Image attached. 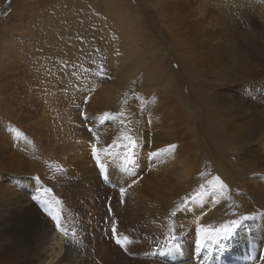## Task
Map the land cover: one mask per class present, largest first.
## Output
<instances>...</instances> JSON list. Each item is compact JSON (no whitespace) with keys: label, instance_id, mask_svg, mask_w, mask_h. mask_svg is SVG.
<instances>
[{"label":"rangeland","instance_id":"rangeland-1","mask_svg":"<svg viewBox=\"0 0 264 264\" xmlns=\"http://www.w3.org/2000/svg\"><path fill=\"white\" fill-rule=\"evenodd\" d=\"M258 12L263 14L264 0H0L1 125L20 122L30 135L28 127L43 116L55 126L46 132L48 141L62 138L64 127H73L74 133L92 128L100 139L91 141L99 148L129 130L140 140L142 150L178 146L159 159H143L151 164L137 171L134 168L141 161L136 157L129 165L133 172L126 178L120 171L123 161L107 158L109 179L97 169L90 145L91 163L84 166L75 164V157L70 163L68 157L64 162L53 158L44 150L52 143L34 135L36 127L20 145L17 133L7 130L17 144L13 142L16 163L41 165L46 196L62 194L61 215L67 220L68 235L79 242L78 251L87 250L84 260L95 264H106L107 258L115 264H225V260L227 264H264V241L252 236L261 231L259 225L256 230L246 228L256 243L253 254L259 255L250 260L247 254H229L222 241L204 240L207 247H201L196 231L197 218L210 228L239 216L257 224L264 219V173L254 160L246 161L252 145L263 149L256 140L264 133V64L247 82L245 77H233L228 64L229 45L248 37L241 27ZM254 33L264 50V30L254 29ZM100 65L110 78L94 75ZM146 80L154 81L147 84ZM234 81L246 87L252 110L227 96ZM85 97H89L87 104ZM105 112L125 115L101 122ZM25 113L33 116L28 122ZM69 113L84 123L78 126L71 119L69 126L63 121ZM90 117L94 124H101L104 136L91 126ZM174 160L189 167L181 183L178 173L168 167ZM117 165L119 169L112 168ZM57 167L64 171L57 172ZM216 176L227 188L212 190L209 182ZM64 181L75 185H64L62 190ZM201 185L206 189V204L197 212L183 213L178 206L190 193L200 191ZM121 187L126 189L123 204ZM109 204L111 216L121 225L117 224L118 232L133 241L125 248L109 235L112 224L105 222L111 220V216L106 219ZM121 210L126 214H120ZM170 227L177 236L173 242L179 255L167 249ZM241 248L245 253V245ZM216 259H222L221 263H213Z\"/></svg>","mask_w":264,"mask_h":264},{"label":"bare ground","instance_id":"bare-ground-1","mask_svg":"<svg viewBox=\"0 0 264 264\" xmlns=\"http://www.w3.org/2000/svg\"><path fill=\"white\" fill-rule=\"evenodd\" d=\"M246 14H250L249 10L248 11L246 10ZM254 29L264 30V12L263 14L260 13L254 14L253 17L247 19L243 27H241V30L244 31L248 35V37H245L241 41H237L235 39L229 45V50H228L229 56L231 58L228 64H230V67L233 69V77H238V78L245 77L246 78L245 82H247V79L252 77L254 75V72L258 71L259 68L262 67L264 64V50L262 48V43L256 39L257 33H254ZM256 61L259 62L256 63ZM153 81L154 80H146L147 84ZM242 84L243 83H236L235 81L231 83L229 88L227 89V94H228L227 96L230 97L235 103H237L242 107H246L249 105V107L252 110L254 105L252 102L249 103L250 100L247 99L245 93L246 91L244 90L245 86H243ZM51 106L53 108L55 105H51ZM23 116L27 122L28 120H31L33 118V116L28 113L23 114ZM63 118H64L63 121L65 122L66 120L69 126L71 124L68 120L71 119L75 120V123L78 126L81 125V123L83 122L79 118L77 119L73 118L71 113L64 115ZM90 118H91V123H90L91 126L97 130V133L100 136H104L105 132L103 131L101 124H94L95 123L94 117H90ZM52 123H53L52 119L51 122H48L47 119L42 116V120L40 122L31 124L28 127V132L30 135H28L26 132V126L20 125V122H13L12 126L9 125L3 126L0 124V128L3 129V131L0 130V204H1L0 263L1 264H87V262L88 264L96 263V261L92 259L87 261L84 260L85 257L83 254L86 253L87 250L84 249L82 253L79 252L78 251L79 242H77L78 240H74L70 237L71 235L70 236L68 235L67 232L68 228H66V226H68L67 220H65L62 217L63 215H61L62 214L61 212L64 211L63 208L61 207L62 201L59 199L62 194L58 193L60 195L59 198L51 195L46 196L44 190L45 186L43 182L44 180L43 178L45 177V175L43 171L44 169L42 168L40 169L41 165L29 166L26 164L16 163L15 160V148L13 146V142L15 144L17 142L18 145L22 144L23 143L22 141L24 139L26 138L29 139V137L31 136L30 129L32 127H36L37 132L33 134L42 137L44 136L45 143L47 142L52 143L50 145L46 144L44 150H46L47 153L53 156V158L54 157L59 158L63 160L62 162H64L65 157H68L67 162L70 163L71 162L70 158L75 157L76 158V160L74 161L75 164L80 163V165L89 166L91 161L88 160V155H89L88 146L91 145L92 143L91 141V139L93 138L92 134L89 132H85L83 130H80L79 133H74L73 127H64L63 130L65 131V134L63 135L62 138L58 139L57 136L55 137L53 134L54 138L48 141L47 137L50 135H46V132L48 131V129L50 130V127L52 129L55 128V126ZM7 130H13L15 134L17 133L16 137L19 138L20 141L18 142L16 140L15 142V140L10 135L7 134ZM261 135L262 137L256 140V142L259 143L263 149L261 150L258 147V145H256V143L255 145H252L250 148L251 150L247 151V155L249 159H247L246 161L247 163H250L251 160H254V163L257 166V168H259L260 173H264V133H262ZM39 141L42 140H38V142ZM136 152H137L136 157H138L139 161H141V165L135 167L134 168L135 171L143 168L147 164H151V161H147V163L143 161V159L149 158L147 156V153L151 152L150 148L147 150H142L141 148H138ZM103 159H105L106 162L107 158L103 157ZM110 163L108 162L107 164L108 167L111 165ZM168 167L170 171L174 173H178L176 179L179 183H181L183 178H185L189 174L188 172L189 167L186 164H182L181 166H179L178 161L176 160L169 162ZM112 168L119 169L118 165L115 167L113 166ZM124 169L120 171L122 174L125 175L126 178L130 176L131 173L128 174V172L124 171ZM107 171L105 172V174L109 178ZM38 176L40 178H38ZM57 177H59V175ZM177 181H176V185L178 186L179 183H177ZM119 184L123 186L121 181L119 182ZM64 185L70 188L73 187L75 184L71 185L70 182L64 181L63 185L60 184L62 190L66 189ZM51 186H53L54 188L53 184ZM56 191H57V187H56ZM191 195L193 194L190 193L188 197ZM206 200H207L206 197H202L198 201L190 202L188 206L182 207V209L184 208L183 213L197 212V208L199 206H204V204H206ZM56 201H59V203L57 204ZM46 202H50L53 205L54 211L59 214V220L62 230H57V228L55 227V222L48 215V212L46 211V207H47ZM68 203L69 201L67 200L64 201L65 205H68ZM36 205H38L39 207H37ZM107 213L108 216H106V219L107 218L110 219L109 216H111V214H109L108 211ZM124 213L125 210L124 211L121 210L120 214H124ZM114 218H116V216H111V220H113ZM259 221L261 222V224L254 223L253 220L242 221L239 228H237L238 230L236 232V236L235 237L232 236L230 240L222 241V245L224 249L229 254H235V253H239V255L247 254L249 255L248 260L256 256H259L258 254H256V252L255 254H253V250L256 247V243L249 236L251 232L246 231V228L250 229L249 226H252V228L256 230L257 228L255 227V225H259L258 228H261V231H259L258 233H254L252 236L256 238H261L264 241V219H260ZM118 226L119 228L121 227V225L119 224ZM110 228H112L111 225ZM106 230L107 229H105L104 232H106ZM65 233H67V235H65ZM124 233H126V231ZM111 242L112 241L109 240V244H110L109 246H112ZM167 245H168L167 249L170 253L175 252L176 255H179L178 251L175 248L174 242L168 243ZM243 245H245L246 247L245 253L244 250H242L241 248ZM245 259L246 262H249L246 257H243V260ZM221 261L222 259H216V261H213V263L215 262L221 263ZM183 263H186V261ZM188 263L190 264L192 262L188 261ZM106 264H115V263L113 260L107 258ZM225 264H227L226 260H225ZM249 264H258V262L249 263Z\"/></svg>","mask_w":264,"mask_h":264},{"label":"snow or ice","instance_id":"snow-or-ice-1","mask_svg":"<svg viewBox=\"0 0 264 264\" xmlns=\"http://www.w3.org/2000/svg\"><path fill=\"white\" fill-rule=\"evenodd\" d=\"M94 75L102 77V78H110L107 77L106 70L103 65L99 66V70L94 73ZM95 89H93L94 91ZM89 102V97L84 98V103L87 104ZM80 115L82 117L86 118V114L84 111L80 112ZM125 114L123 112L117 114V115H111L108 112H105L104 115L101 117V122L105 120H116L121 117H123ZM121 124H124V120H120ZM88 131L92 133V137L94 140H99L100 137L96 134V132L92 129L89 128ZM91 154L92 157L95 161L97 169L100 171L101 174H104L107 170V163L105 162V159H102V157L109 158L112 160L119 159L123 161L122 167L127 170L128 173H132L133 169L132 167H129V165L133 164L136 159L137 152L136 150L140 147V140L133 136L131 134V130L129 131H122L120 133V136L113 140L111 144H108L104 148H99L96 143H91ZM178 146L175 144H169L165 148L157 149L155 151H151L147 153V156L149 158H156L159 159L166 153H173L174 150ZM112 149H117V150H122V154H118L117 151H112ZM57 172H63L64 170L61 167L56 168ZM133 183H136L135 180H133ZM211 183L212 190H220L222 191L223 189L227 188V185L220 179L219 176H216L213 178ZM200 191L195 192L193 195L187 197L184 199L183 205H180L178 207H184L187 206L190 202L193 201H198L200 200L204 195H206V189L204 185L200 186ZM46 191H51V189H47ZM120 193V202L123 204L125 202V194H126V189L121 187L119 189ZM35 199V197H34ZM58 204L59 201H56ZM46 211L48 212V215L51 217V219L55 222V227L57 230H62L61 229V224L59 220V214L54 211L53 205L50 202H46ZM108 212L109 214L112 213V208L111 205H108ZM175 215V213H173ZM249 217L247 216H239L235 220H229L225 223L220 224L216 228H210L203 226L199 223V218H197V226H196V231L198 236H200L202 239H198L197 243L201 246L206 248L207 245L203 243L204 240H211L212 243L219 244L223 240H228L230 237L233 236L235 233L236 229L240 226L241 222L248 219ZM106 222H110L112 224L111 232L109 235L111 236V239L115 242V244L119 245L121 248H125L133 241L129 238L128 235L119 233L117 230V224L118 222L116 220H106ZM170 232L172 233L168 237V242L172 243L173 241L177 240V236L174 234V229L170 227ZM67 235V233H65ZM221 247L223 245L221 244Z\"/></svg>","mask_w":264,"mask_h":264}]
</instances>
